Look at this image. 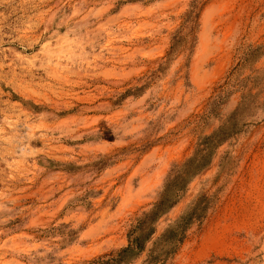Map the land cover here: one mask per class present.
I'll use <instances>...</instances> for the list:
<instances>
[{
	"label": "rangeland",
	"instance_id": "rangeland-1",
	"mask_svg": "<svg viewBox=\"0 0 264 264\" xmlns=\"http://www.w3.org/2000/svg\"><path fill=\"white\" fill-rule=\"evenodd\" d=\"M222 127L131 264H264V0H0V264L125 247Z\"/></svg>",
	"mask_w": 264,
	"mask_h": 264
},
{
	"label": "trees",
	"instance_id": "trees-1",
	"mask_svg": "<svg viewBox=\"0 0 264 264\" xmlns=\"http://www.w3.org/2000/svg\"><path fill=\"white\" fill-rule=\"evenodd\" d=\"M237 112L234 111L232 116L237 114ZM236 131L234 128L226 130L222 127V129L217 130L212 135L206 136L193 156L172 168L153 207L144 212L130 230L128 245L87 264H131L138 258L146 250L147 243L156 232L155 223L157 220L175 205L189 180L210 163L213 155L210 148L225 141L230 134ZM189 220L190 218L188 217H181L175 227L161 234L153 242L148 258L142 264H163L166 258L172 255L177 250L178 245L183 242L185 232L189 227Z\"/></svg>",
	"mask_w": 264,
	"mask_h": 264
}]
</instances>
